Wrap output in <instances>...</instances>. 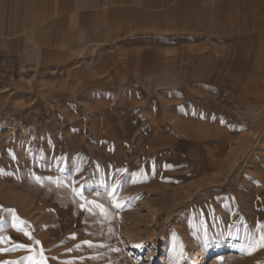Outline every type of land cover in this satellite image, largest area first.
I'll return each mask as SVG.
<instances>
[{"label":"rangeland","instance_id":"374dc122","mask_svg":"<svg viewBox=\"0 0 264 264\" xmlns=\"http://www.w3.org/2000/svg\"><path fill=\"white\" fill-rule=\"evenodd\" d=\"M149 15L0 37V264H264V0Z\"/></svg>","mask_w":264,"mask_h":264},{"label":"crops","instance_id":"0c3cea01","mask_svg":"<svg viewBox=\"0 0 264 264\" xmlns=\"http://www.w3.org/2000/svg\"><path fill=\"white\" fill-rule=\"evenodd\" d=\"M164 3L165 0H0V37H17L43 27L51 29L55 36L82 41L109 36L117 25L121 27L118 35L135 28L149 30V13ZM6 44L4 41L0 45Z\"/></svg>","mask_w":264,"mask_h":264},{"label":"snow or ice","instance_id":"6c2138e0","mask_svg":"<svg viewBox=\"0 0 264 264\" xmlns=\"http://www.w3.org/2000/svg\"><path fill=\"white\" fill-rule=\"evenodd\" d=\"M116 207H120V204L117 203ZM262 227H264V226H262ZM25 234L30 235L28 233H25ZM35 243L39 244L40 241H35ZM85 243H90V242L86 241ZM21 247H25V245H21ZM257 247H264V234H261L260 239L258 241H256L255 244L252 246L249 254H251V251H254ZM28 259L33 260L32 257H28ZM46 261H47V257H43L42 250H41V259L39 261H33V264H46Z\"/></svg>","mask_w":264,"mask_h":264}]
</instances>
